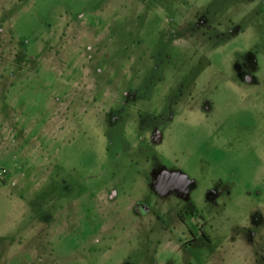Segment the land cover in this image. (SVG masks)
Listing matches in <instances>:
<instances>
[{"label":"rangeland","instance_id":"rangeland-1","mask_svg":"<svg viewBox=\"0 0 264 264\" xmlns=\"http://www.w3.org/2000/svg\"><path fill=\"white\" fill-rule=\"evenodd\" d=\"M1 171L0 264H264V0H0Z\"/></svg>","mask_w":264,"mask_h":264},{"label":"flooded vegetation","instance_id":"flooded-vegetation-1","mask_svg":"<svg viewBox=\"0 0 264 264\" xmlns=\"http://www.w3.org/2000/svg\"><path fill=\"white\" fill-rule=\"evenodd\" d=\"M187 210H191V212L194 210V207H193V205L192 204H188V205H186L185 207H184V211H186V213H187ZM180 215H181V213L178 215L179 216V219L181 218L182 219V217H180ZM180 219V220H181Z\"/></svg>","mask_w":264,"mask_h":264},{"label":"built area","instance_id":"built-area-1","mask_svg":"<svg viewBox=\"0 0 264 264\" xmlns=\"http://www.w3.org/2000/svg\"><path fill=\"white\" fill-rule=\"evenodd\" d=\"M0 174H4V171H1Z\"/></svg>","mask_w":264,"mask_h":264}]
</instances>
